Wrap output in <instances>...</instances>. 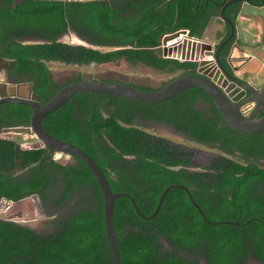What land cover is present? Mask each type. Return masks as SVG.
<instances>
[{
	"label": "trees",
	"instance_id": "obj_1",
	"mask_svg": "<svg viewBox=\"0 0 264 264\" xmlns=\"http://www.w3.org/2000/svg\"><path fill=\"white\" fill-rule=\"evenodd\" d=\"M224 1L21 0L13 6V0H2L0 56L9 59L17 72L28 74L42 103L64 84L51 77L49 60L104 63L124 59L167 73H195L196 61L162 55L161 38L181 28L199 37L209 24L218 22L222 30L216 31V38L221 42L230 33L229 24L219 15ZM240 3H230L223 11L234 23ZM69 30L88 45L58 39ZM232 41L241 44L236 34ZM199 95L211 102L213 116L204 119L194 106ZM30 114L27 104H1L0 130L27 125ZM136 115L170 122L228 154L240 153V159L218 154L199 170L191 169V150L133 123ZM41 123L54 136L89 154L111 190L129 193L141 214L154 211L169 184L185 185L201 209L206 219L179 186L165 192L150 218L140 217L129 198L119 195L113 223L121 264L264 263V201L259 189L264 187V166L258 161L264 131L247 134L232 129L201 88H186L160 102L77 92ZM71 157L72 162L62 163L49 157L48 147L38 146L35 140L0 136V198L14 201L37 194L45 200L52 196L48 185L54 180L59 182V193L52 196L55 206L68 200L76 186L88 191L87 205L56 220L48 232L0 217V264H112L100 188L87 165Z\"/></svg>",
	"mask_w": 264,
	"mask_h": 264
},
{
	"label": "water",
	"instance_id": "obj_2",
	"mask_svg": "<svg viewBox=\"0 0 264 264\" xmlns=\"http://www.w3.org/2000/svg\"><path fill=\"white\" fill-rule=\"evenodd\" d=\"M18 1L21 0H13V6H15ZM236 1L239 0H225L220 7L219 15L229 24L230 33L217 45L215 51L209 49L204 52L205 54L210 55L212 59L195 58L193 51H191L190 54L187 52L184 56L182 55L179 57V59L196 61L195 73L187 72L177 74L159 88L146 89L122 81L94 77H80L79 79L70 80L61 85L48 101L42 103L41 97L32 89L31 82L8 84L2 83L1 81L0 83V103H24L31 107L28 124L4 128V130H7L6 132L8 134H35V138L38 142L36 144L38 146H47L51 155L58 152L78 158L87 165L94 175L102 195L105 231L111 251L112 264H121L118 237L113 223L114 202L119 195H124L129 198L136 213L140 217L150 218L157 213L165 192L170 187L179 186L185 189L193 205L198 209L202 217L204 219L206 218L202 214L198 204L192 199L188 188L182 184L167 185L161 192L154 211L148 216L141 214L133 197L129 193L125 191L114 192L111 190L104 172L89 154L77 145L48 132L41 123L42 119L50 111L61 106L67 99L77 92L114 94L144 102H160L173 97L186 88L195 86L206 92L221 114L223 120L232 129L247 134H255L264 131V114L260 115V111L264 110V81L261 86L256 87L250 82L241 79L237 74V71L243 66V64L251 58V53L238 44L237 41H234L227 50V53L223 56L229 69L226 68L225 64L220 60V49L236 34L234 21L227 17L223 11L228 4ZM70 31H72L75 41L79 44L88 45L85 39L78 36L73 30ZM58 39L60 40V37ZM0 62L2 64L4 63L1 57ZM209 62L214 68V73L207 71L209 68ZM4 85L10 90L9 92L4 91ZM18 90H20V94L17 92ZM25 197L27 196L21 197L12 202H19ZM4 199L9 201L6 198ZM207 222L212 223L208 220ZM229 222L232 223V221Z\"/></svg>",
	"mask_w": 264,
	"mask_h": 264
},
{
	"label": "rangeland",
	"instance_id": "obj_3",
	"mask_svg": "<svg viewBox=\"0 0 264 264\" xmlns=\"http://www.w3.org/2000/svg\"><path fill=\"white\" fill-rule=\"evenodd\" d=\"M251 8H244L238 19V34L241 39H245L247 32L242 30L246 27V21L244 17L250 14ZM243 19V20H242ZM213 25H209L203 32L202 36H188L183 32H173L171 34H165L161 38L160 49L162 55L178 58L184 56L187 52L190 54L194 52L195 58H207L212 59L210 55L204 52L212 49V44L216 39V30L221 29V24L213 22ZM245 26V27H242ZM244 31V32H242ZM60 40L67 43L79 44L74 40L72 31H67L60 36ZM249 40V39H248ZM34 41V40H32ZM110 47H100L102 50L109 49ZM50 69L51 75L54 79L65 83L68 80H72L76 77H94L105 79H120L127 81L131 84H138L149 86L152 88L159 87L162 83L176 76L179 71L175 73H167L164 70H158L151 66L145 65L141 62L130 63L124 59H116L104 63L88 62V63H71L58 60H49L46 62ZM208 72L214 73V68L209 62ZM254 67V66H253ZM257 83V82H256ZM141 125L147 131L165 137L173 143L180 144L185 149L191 150V164L192 169H200L209 163L210 159L218 154L228 155L236 159H240L239 154H228L225 151L220 150L215 145H210L202 141L193 139L187 134L182 133L174 129L170 124L163 122H157L152 119H145L141 121ZM0 136L16 138L19 141H31L37 139L34 134L26 133H10L5 134L0 132ZM53 157L62 163H69L73 161V158L69 154H63L55 152ZM59 182L54 180L51 182L48 192L52 196H56L59 193ZM88 191L79 186H76L68 200L60 205H48L45 209L40 207L39 200L34 195H29L19 202H8L5 199H0V217L6 219H12L31 227L36 232H48L54 229L56 220L61 217L67 216L72 210L79 206L87 205ZM248 264H264L256 260L250 261Z\"/></svg>",
	"mask_w": 264,
	"mask_h": 264
},
{
	"label": "flooded vegetation",
	"instance_id": "obj_4",
	"mask_svg": "<svg viewBox=\"0 0 264 264\" xmlns=\"http://www.w3.org/2000/svg\"><path fill=\"white\" fill-rule=\"evenodd\" d=\"M241 3L243 2V1H246V2H249V3H251V4H254V5H259L260 3H262L264 0H259V1H251V0H239ZM2 2V0H0V3ZM240 3V4H241ZM239 12H240V9H239ZM239 12H238V14H239ZM237 14V15H238ZM209 25H213V24H209ZM208 25V26H209ZM207 26V27H208ZM206 27V28H207ZM205 28V29H206ZM204 29V30H205ZM222 29V28H221ZM204 32V31H203ZM203 35V34H202ZM233 39V38H232ZM232 39H230L229 41H231L230 42V45L234 42V41H232ZM228 41V42H229ZM227 42V43H228ZM220 42H218V41H216L215 40V42L212 44V49L211 50H213V51H215L216 50V47H217V45L219 44ZM226 43V44H227ZM226 44H224L223 46H222V48L220 49V51H219V53H220V60L222 61V60H224V58H223V53H222V51H223V48H224V46L226 45ZM230 45H229V47H230ZM1 57V56H0ZM2 59H3V61H4V63L2 64L1 62H0V83H1V81H2V83H8V84H20V82H31V80H29L28 79V74H25V73H20V72H17L12 66H11V63H10V61H9V59H7V58H4V57H1ZM59 61V60H58ZM224 63H225V61H224ZM225 66H226V68H228L229 69V66L228 65H226V63H225ZM194 70H195V68H194ZM240 70V69H239ZM239 70L237 71V74L239 75V77L241 78V79H243V80H245V81H248V82H250L252 85H254V86H256V87H259V86H261V84L263 83V82H259V79H260V76L262 75V71L261 70H258V69H256V70H254V71H251V73H249V74H246L247 72L246 71H244V72H239ZM179 72H181V71H179ZM239 72V73H238ZM51 73V72H50ZM51 77H52V75H51ZM53 78V77H52ZM103 79H105V78H103ZM53 80L57 83V84H63V83H61L62 81H60V80H56V79H54L53 78ZM106 80H117V81H122V82H127V81H123V80H120V79H106ZM257 82V83H256ZM128 83V82H127ZM131 84V83H130ZM31 85H32V82H31ZM133 85H138V84H133ZM138 86H141V87H146V86H144V85H138ZM6 90H7V88H6ZM4 91H5V89H4ZM19 94H20V90H19ZM4 103H9V102H2V103H0V105L1 104H4ZM194 106L197 108V110L199 111V112H201V114H202V116H203V118L204 119H206V118H209V117H211V116H213L214 115V112H213V106H212V104H211V102L209 101V100H207V98L205 97V96H203V95H199V96H197L196 97V99H195V101H194ZM262 114H264V110H262V111H260V115H262ZM145 119H152V120H155V121H157V122H163V123H166V124H170L174 129H176L177 131H180V132H182V133H185V132H183L182 130H180V129H177L176 127H174L170 122H165V121H162V120H157V119H155V118H152V117H142V116H139V115H136L134 118H133V123H135V124H137V125H139V126H142L141 125V121H143V120H145ZM7 127H10V126H6V127H3V128H1V130H0V132H3V133H5V134H8L6 131L7 130H4V128H7ZM263 132V131H262ZM260 133V132H259ZM186 134V133H185ZM188 135V134H187ZM189 136V135H188ZM189 137H191V136H189ZM193 139H195L194 137H192ZM197 140V139H196ZM200 141V140H199ZM203 142V141H202ZM204 143H207V144H210V143H208V142H204ZM180 145V144H179ZM211 145V144H210ZM213 145V144H212ZM188 150V149H187ZM261 153H262V156H260L259 158H258V161H259V163L262 165V166H264V149L262 148V150H261ZM231 154H239L240 155V153H238V152H232ZM48 156L49 157H51V158H53V159H55L54 157H53V154L51 155L50 153H49V151H48ZM191 168V167H190ZM192 169V168H191ZM24 171V170H23ZM18 172H22L21 170H20V168L18 169ZM48 188H50V185H48ZM259 189H260V196H261V199H262V201H264V187L263 186H260L259 187ZM34 196H36L37 198H38V202H39V205H40V207H42L43 209H45L48 205H53V203H52V196L51 197H49V198H47V199H42L39 195H34ZM1 199V198H0ZM4 199V198H3ZM41 233V232H40Z\"/></svg>",
	"mask_w": 264,
	"mask_h": 264
},
{
	"label": "crops",
	"instance_id": "obj_5",
	"mask_svg": "<svg viewBox=\"0 0 264 264\" xmlns=\"http://www.w3.org/2000/svg\"><path fill=\"white\" fill-rule=\"evenodd\" d=\"M251 8L250 14H247L243 19L246 21V27L242 28V30H246L247 32L245 39H241L238 34V17L243 12L244 8ZM242 19V20H243ZM235 27H236V37L241 41V46L245 48L249 53H251V58L246 61L245 64L240 68L239 72L246 71V74L251 73L256 69L262 71V75L260 76L259 82L264 81V1L259 5H254L249 2L243 1L240 4V12L235 18ZM222 28V25H221ZM222 30V29H217ZM216 30V31H217ZM244 32V31H242ZM244 32V33H245ZM249 39V40H248ZM218 41V39H215ZM254 66V67H253ZM238 72V73H239Z\"/></svg>",
	"mask_w": 264,
	"mask_h": 264
},
{
	"label": "built area",
	"instance_id": "obj_6",
	"mask_svg": "<svg viewBox=\"0 0 264 264\" xmlns=\"http://www.w3.org/2000/svg\"><path fill=\"white\" fill-rule=\"evenodd\" d=\"M176 31L183 32L185 35L191 36V35H189L188 29H186V28H181V29H178ZM166 34H168V33H166ZM246 109H248V108H246ZM246 111H248V110H246ZM8 202H12V201L9 200Z\"/></svg>",
	"mask_w": 264,
	"mask_h": 264
},
{
	"label": "bare ground",
	"instance_id": "obj_7",
	"mask_svg": "<svg viewBox=\"0 0 264 264\" xmlns=\"http://www.w3.org/2000/svg\"><path fill=\"white\" fill-rule=\"evenodd\" d=\"M73 38H74V36H73ZM74 40H75V38H74ZM4 89H5V92H9L10 90H8V88L4 85ZM6 88H7V90H6ZM18 93H19V90L17 91ZM23 92H25V91H23ZM35 135V134H34Z\"/></svg>",
	"mask_w": 264,
	"mask_h": 264
}]
</instances>
